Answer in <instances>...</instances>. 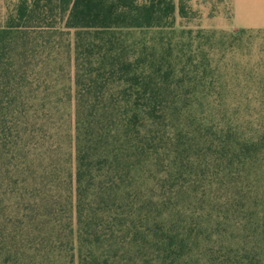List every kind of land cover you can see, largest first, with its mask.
<instances>
[{
	"label": "trees",
	"instance_id": "16d2710c",
	"mask_svg": "<svg viewBox=\"0 0 264 264\" xmlns=\"http://www.w3.org/2000/svg\"><path fill=\"white\" fill-rule=\"evenodd\" d=\"M177 15L186 0H20L0 24V52L58 44L76 67L52 143L0 155V264H264V129L205 115L211 67Z\"/></svg>",
	"mask_w": 264,
	"mask_h": 264
},
{
	"label": "rangeland",
	"instance_id": "374dc122",
	"mask_svg": "<svg viewBox=\"0 0 264 264\" xmlns=\"http://www.w3.org/2000/svg\"><path fill=\"white\" fill-rule=\"evenodd\" d=\"M251 1L254 4L262 1L259 14L264 12V0ZM19 2L0 0V24L6 23L15 13ZM186 2L188 15H177L176 19L179 39L181 44L191 42L192 49L201 50L198 60L211 67L207 78L215 85L205 115L221 124L237 126L248 135L259 132L264 129V23L244 20L251 11L249 0ZM243 29L248 31L243 33ZM147 36L150 42H155L153 33ZM138 37L139 33L131 39ZM75 70L73 47L69 50L57 44L50 48L36 43L0 52V155H3V169L9 168L16 150L21 152L18 148L24 144L37 152L44 131L45 143L51 144L55 118L61 114L64 119H69L70 114L74 117ZM21 155L19 161L25 162L26 156ZM37 157L36 153L27 159L32 163L34 159L33 164H38Z\"/></svg>",
	"mask_w": 264,
	"mask_h": 264
},
{
	"label": "crops",
	"instance_id": "0c3cea01",
	"mask_svg": "<svg viewBox=\"0 0 264 264\" xmlns=\"http://www.w3.org/2000/svg\"><path fill=\"white\" fill-rule=\"evenodd\" d=\"M250 2V13L247 14L246 18H244L245 21H248L249 23H264V12H261L259 14V12L262 10L263 6V2L262 1H257V4H254L251 0H249ZM261 6V7H260ZM253 13V14H252Z\"/></svg>",
	"mask_w": 264,
	"mask_h": 264
}]
</instances>
